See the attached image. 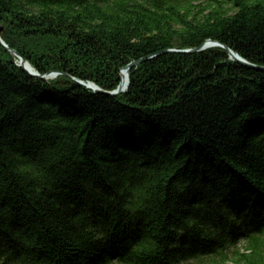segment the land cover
<instances>
[{"label": "trees", "instance_id": "trees-1", "mask_svg": "<svg viewBox=\"0 0 264 264\" xmlns=\"http://www.w3.org/2000/svg\"><path fill=\"white\" fill-rule=\"evenodd\" d=\"M0 264H264V0H0Z\"/></svg>", "mask_w": 264, "mask_h": 264}, {"label": "water", "instance_id": "water-1", "mask_svg": "<svg viewBox=\"0 0 264 264\" xmlns=\"http://www.w3.org/2000/svg\"><path fill=\"white\" fill-rule=\"evenodd\" d=\"M6 32V27L0 23V48L4 47L6 48L10 53H12L13 55H15L16 57H18L19 59V63L18 65L21 66L27 73H29L31 76L39 78V79H47V78H54L56 77L60 72L57 71H52L46 74H41L39 73L30 63L27 59H25L22 55H20L15 49H12L9 47V45L7 44V42L5 41V39L3 38V35ZM210 47H222L224 48L230 55V57L237 63H240L241 65L250 67L252 69L255 70H259V71H264V66L263 65H257L254 63H251L250 61L246 60L244 57H242L239 53L235 52L233 49H231L230 47L223 45L222 43L218 42V41H214V40H207L202 46L197 47V48H190V49H167V50H163V51H159L153 55H149L146 56L144 58H141L139 60L133 61L131 62L129 65H127L125 68L122 69V74L125 70L128 71V75H129V70L137 65H139L141 62L146 61L150 58H153L154 56L160 55V54H165V53H195ZM80 84L86 86L87 88L93 90L96 93H101V94H106V95H112V96H116L119 95L120 93L125 92L130 84V80L128 77V81L125 85H123L122 80L121 83L119 84V86L113 90V91H109V90H104L101 87H99L97 84L93 83V82H84L81 80H78Z\"/></svg>", "mask_w": 264, "mask_h": 264}, {"label": "rangeland", "instance_id": "rangeland-1", "mask_svg": "<svg viewBox=\"0 0 264 264\" xmlns=\"http://www.w3.org/2000/svg\"><path fill=\"white\" fill-rule=\"evenodd\" d=\"M239 251V253H247L248 250L246 249V245L241 244L240 246H238L237 248H232L230 250H228L227 253V257L225 260L226 264H236L235 262V258H236V254L235 251Z\"/></svg>", "mask_w": 264, "mask_h": 264}, {"label": "bare ground", "instance_id": "bare-ground-1", "mask_svg": "<svg viewBox=\"0 0 264 264\" xmlns=\"http://www.w3.org/2000/svg\"><path fill=\"white\" fill-rule=\"evenodd\" d=\"M128 77H129V75H128V71L125 70V71L123 72V74H122V83H123V85H125V84L127 83V81H128Z\"/></svg>", "mask_w": 264, "mask_h": 264}]
</instances>
